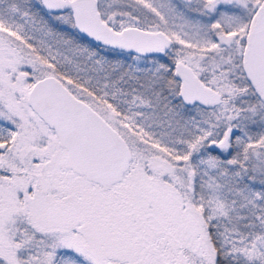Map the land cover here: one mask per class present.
I'll return each instance as SVG.
<instances>
[{
  "label": "snow or ice",
  "instance_id": "1",
  "mask_svg": "<svg viewBox=\"0 0 264 264\" xmlns=\"http://www.w3.org/2000/svg\"><path fill=\"white\" fill-rule=\"evenodd\" d=\"M0 264H264V0H0Z\"/></svg>",
  "mask_w": 264,
  "mask_h": 264
}]
</instances>
